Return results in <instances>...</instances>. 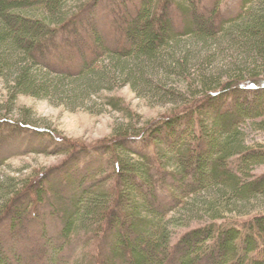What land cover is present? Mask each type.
<instances>
[{
  "label": "trees",
  "instance_id": "trees-1",
  "mask_svg": "<svg viewBox=\"0 0 264 264\" xmlns=\"http://www.w3.org/2000/svg\"><path fill=\"white\" fill-rule=\"evenodd\" d=\"M80 2L35 16L41 0H0V83L13 101L111 93L132 123L76 143L0 111V171L27 154L68 157L0 209V264H264V146L246 131H264V0ZM150 6L156 33L142 46ZM122 81L177 104L142 126L113 94Z\"/></svg>",
  "mask_w": 264,
  "mask_h": 264
},
{
  "label": "rangeland",
  "instance_id": "rangeland-1",
  "mask_svg": "<svg viewBox=\"0 0 264 264\" xmlns=\"http://www.w3.org/2000/svg\"><path fill=\"white\" fill-rule=\"evenodd\" d=\"M80 1L41 0L42 9L34 12V15L40 16L48 12L59 13L62 9L66 13L75 12L81 6ZM154 8V6H150L146 14L145 21L148 28L145 27V29L147 28V30L140 31L139 37L142 46H148L154 42L156 33L153 18ZM229 66L224 62L218 63L216 71L228 76L231 72ZM262 71L264 72V69ZM70 83L68 82V84ZM169 83L178 88L183 86L181 78L171 79ZM124 84L125 81H122V86L120 85V88L113 94L125 99L132 106L138 115L136 118L142 126L166 114L177 104L165 97H156L151 94L153 92L148 90L142 89L139 94L132 87L124 86ZM110 94H104V96L94 99H89L82 93L78 98L74 95L66 97L61 94H54L46 98L22 96L19 101H13L12 85L2 82L0 83V111L12 120H27L40 128L57 131L60 135L76 143L96 144L112 138L117 130L124 129L132 123L125 114L108 106L107 96ZM246 131L250 146H264V131L258 130L253 124L248 126ZM35 146L40 147V144L37 143ZM67 158V156L39 153L14 158L0 171V209L13 192L23 189L30 177L44 169L62 165ZM256 173L263 176L264 166L259 167ZM254 208L257 211H264V202L256 204ZM242 216L239 212L234 215V217ZM199 225L200 222L194 223V227ZM186 231L188 228L174 227V233L177 236Z\"/></svg>",
  "mask_w": 264,
  "mask_h": 264
}]
</instances>
